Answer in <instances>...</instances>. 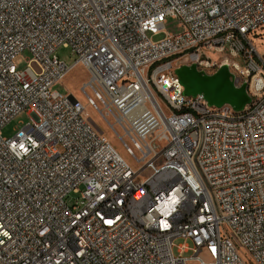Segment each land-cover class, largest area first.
I'll use <instances>...</instances> for the list:
<instances>
[{"label": "built area", "instance_id": "2783aa9c", "mask_svg": "<svg viewBox=\"0 0 264 264\" xmlns=\"http://www.w3.org/2000/svg\"><path fill=\"white\" fill-rule=\"evenodd\" d=\"M263 27L264 0H0V264H264ZM182 61L251 102L185 95ZM79 63L85 100L52 89Z\"/></svg>", "mask_w": 264, "mask_h": 264}, {"label": "rangeland", "instance_id": "374dc122", "mask_svg": "<svg viewBox=\"0 0 264 264\" xmlns=\"http://www.w3.org/2000/svg\"><path fill=\"white\" fill-rule=\"evenodd\" d=\"M179 19L169 17L166 23L165 33L167 32H178L182 28L179 27ZM164 34L156 37V39L162 38ZM254 44L258 51L259 56L264 60V27L261 28L257 32V36L253 37ZM55 55L65 60L69 65H72L77 60V55L72 51L71 48L60 47L56 50ZM28 57V53H23L16 59V65L19 69H25L27 67L26 58ZM36 69V65H33ZM90 77V73L88 72L86 66L82 63L77 64L70 73L61 81L57 82L52 86L53 90H58L63 94H69L71 92L76 93L81 99L85 100V95L80 90L82 84L87 81ZM87 113L89 115V120L95 126L97 130L102 132L112 143L116 146V148L120 151V153L132 164L134 168H137V164L134 161V158L131 154L128 153L126 147L121 141L120 137H118L113 130H111L105 122L102 120L100 114L94 109L93 106L87 107ZM30 120L29 114L25 111L17 116L14 120H12L7 126L4 127L2 133L4 136H12L16 133V131L24 124ZM122 134V133H121ZM183 242L182 239L178 240V243ZM191 252L185 253V256L189 257Z\"/></svg>", "mask_w": 264, "mask_h": 264}, {"label": "water", "instance_id": "95a60500", "mask_svg": "<svg viewBox=\"0 0 264 264\" xmlns=\"http://www.w3.org/2000/svg\"><path fill=\"white\" fill-rule=\"evenodd\" d=\"M176 68L185 95H203L210 105L222 107L231 105L242 111L251 102L247 83L237 86L228 64H222L214 73L198 69L196 64H184Z\"/></svg>", "mask_w": 264, "mask_h": 264}]
</instances>
